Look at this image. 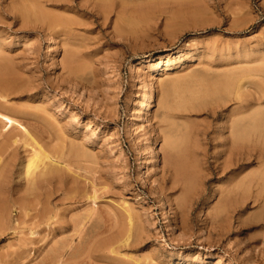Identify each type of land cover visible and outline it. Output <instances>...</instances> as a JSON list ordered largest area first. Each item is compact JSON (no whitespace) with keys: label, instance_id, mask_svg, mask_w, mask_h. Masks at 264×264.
I'll list each match as a JSON object with an SVG mask.
<instances>
[{"label":"rangeland","instance_id":"1","mask_svg":"<svg viewBox=\"0 0 264 264\" xmlns=\"http://www.w3.org/2000/svg\"><path fill=\"white\" fill-rule=\"evenodd\" d=\"M1 1L0 105L63 169L31 191L19 145L0 264H264V0H36L57 34Z\"/></svg>","mask_w":264,"mask_h":264},{"label":"bare ground","instance_id":"2","mask_svg":"<svg viewBox=\"0 0 264 264\" xmlns=\"http://www.w3.org/2000/svg\"><path fill=\"white\" fill-rule=\"evenodd\" d=\"M1 1V0H0ZM8 1H10V4H16V3H18L17 5H19V7H16L17 9V11L19 12V13H21L22 14V16H23V18H24V21H26L27 23H37V22H41V23H43V24H45V25H47V27H48V29L50 30V31H52L53 33H58V32H60V31H58V28H59V30H60V28H66V29H68L67 27H69V26H71L72 24H73V20H70V19H68L67 17H63V16H61L62 15V13L60 14V16H58V15H53V14H50V13H48V12H46V11H43L42 10V4H41V7H38V6H40L39 4H37L36 3V0H8ZM121 1V0H120ZM123 1V0H122ZM134 2V0H131V2ZM137 1V0H136ZM135 1V2H136ZM2 2V1H1ZM3 2L5 3V1L3 0ZM42 2V1H41ZM68 2L69 1H67V0H45V2H44V4L46 3V4H50V5H52V6H54V8L55 7H63V6H65V5H67L68 4ZM123 2H125V1H123ZM127 3H124V4H129L128 3V1H126ZM135 2H134V4H135ZM9 3V2H8ZM8 3H5V4H8ZM2 4V3H1ZM0 4V5H1ZM123 4V5H124ZM139 4V3H138ZM4 5V4H3ZM2 5V6H3ZM7 7H9V6H7ZM13 7V6H12ZM44 7H45V5H44ZM3 8V7H2ZM47 8V7H46ZM64 8H66V7H64ZM4 9V8H3ZM2 9V10H3ZM12 9V8H11ZM15 9V8H14ZM63 9V8H62ZM8 10H10V9H8ZM50 10V9H49ZM54 10V9H53ZM59 10V9H58ZM5 11H7L6 9H5ZM11 11V10H10ZM62 11V10H61ZM7 12H9V11H7ZM50 12V11H49ZM65 12V11H64ZM0 13H2V12H0ZM4 13V12H3ZM16 13V12H15ZM15 13H13V14H15ZM56 13V12H55ZM6 14V13H5ZM4 14V15H5ZM64 14V13H63ZM66 14V13H65ZM106 14V13H105ZM1 15V14H0ZM18 15V14H17ZM16 14H15V17L17 16ZM107 15V14H106ZM20 17V16H19ZM18 17V19L19 20H22V19H20ZM0 18H1V16H0ZM2 18H3V16H2ZM2 24H3V21H2ZM27 25V24H26ZM71 28V27H70ZM62 31V30H61ZM52 32H51V34H52ZM61 33V32H60ZM56 34H54V35H56ZM67 34V33H66ZM49 43H47V46H51L52 44H54V41H53V39H50L49 41H48ZM48 49V48H47ZM49 52H50V50H49ZM52 54V53H51ZM59 53H58V50H57V48L56 49H54V51H53V56L52 57H54L55 59L57 58L56 56L58 55ZM68 58V57H67ZM70 58H71V56H70ZM4 59V58H3ZM0 60H1V57H0ZM1 62H3L2 60L0 61V64L2 65H4V67H5V63H1ZM65 62L67 63V64H70V59H66L65 60ZM75 63V62H74ZM174 63V62H173ZM170 65H172L171 63H169ZM175 64V63H174ZM0 65V74H1V76H2V74L4 73L3 72V69H6L7 70V68H4L3 66H1ZM70 66V65H69ZM7 67V66H6ZM168 67V66H167ZM73 68V67H72ZM76 68V67H75ZM2 69V70H1ZM172 69H173V66H172ZM6 70H5V72H6ZM161 70H163V69H161ZM165 70L166 71H170L171 69H170V67H168V68H165ZM75 71V70H74ZM80 71V70H79ZM160 68L157 66V67H155V70H154V73H153V75H151V85H149L150 87L148 88V90H147V93H145V95L143 96V97H141L140 96V98L142 99L143 98V100H142V104L141 105H143V104H147L148 105V103L149 102H151V99L153 98V95H154V91H153V86H155V85H153V82H154V80H155V78H157L158 76H160ZM165 71V72H166ZM70 72V71H69ZM70 74V73H69ZM169 74H171V73H169ZM4 75V74H3ZM149 80V79H148ZM183 81V80H182ZM240 81V80H239ZM95 82V81H94ZM235 82V81H234ZM157 83V82H156ZM145 83L143 82V88H146V86L144 85ZM237 84H238V81H237ZM174 85V84H173ZM236 84H234V86H235ZM6 86V85H5ZM142 86V85H141ZM239 86V85H238ZM237 86V87H238ZM139 87H140V85H139ZM179 87H181V86H179ZM243 87V86H242ZM175 88H177V87H175ZM229 88H231V87H229ZM239 88V87H238ZM241 89H243V88H241ZM7 90V89H6ZM10 90V89H9ZM143 90V89H142ZM230 90V89H229ZM4 91H5V89H4ZM139 91L140 90H138V93H139ZM146 91V90H145ZM238 91H240V90H238ZM236 93H237V91H235ZM7 93H8V91H7ZM17 93V92H16ZM19 93V92H18ZM170 93V92H169ZM236 93H233V94H236ZM1 94V93H0ZM143 94V93H142ZM238 94V93H237ZM12 95V94H11ZM141 95V94H140ZM173 95V94H172ZM239 95H240V93H239ZM3 96V95H2ZM7 96H9V95H7ZM6 96V97H7ZM165 97V96H164ZM9 98V97H8ZM1 99V98H0ZM241 99V98H240ZM3 100V99H2ZM1 101V100H0ZM7 101H8V99H7ZM239 101H241V100H239ZM238 102V101H237ZM246 102V101H245ZM1 103V102H0ZM250 103V102H249ZM263 103V102H262ZM251 104V103H250ZM3 105V104H2ZM2 105H0V123L2 124V126H1V128H0V196H3V197H5L4 196V193H5V190H3V187H6V185L8 184V182H9V180H11L12 179V177H14L13 176V174H14V170L16 169L15 168V163L17 162V160L19 161V160H21V158L19 157L18 158V148H19V145L20 144H22L25 148L27 147V149L30 151L29 152V154H30V156H29V159H28V161H25L26 162V164L24 165L25 167H24V169H25V171L24 172H21V170L19 171L18 169V172H17V174H18V176H19V178H21L22 176V178H23V180L24 181H26L27 182V184H28V186H27V188L28 189H30L31 191L33 190V188H36L37 186H38V184H39V181L40 180H43V181H45L46 180V177L47 176H50V175H55V173L57 174V173H59V172H57L58 171V169L61 167V165L62 164H60L59 163V158H54L53 156H51L49 153H47L43 148L44 147H41L42 146V143H40L39 141V143L41 144V146L39 145V143L34 139V137L33 136H31L30 135V133L28 132V130L25 128V127H23L22 126V124L20 123V121H18L17 120V117H19V116H15L16 117V119L15 118H13V117H11L12 116V114L11 113H15V112H13V109H11L10 107L8 108H5V107H2ZM16 105V104H15ZM244 105V104H243ZM19 106V105H18ZM149 106V105H148ZM251 105H249V107H250ZM253 106V105H252ZM22 107V106H21ZM150 107V106H149ZM241 107V106H240ZM143 107L141 106V109H142ZM145 108H147V107H144V110H145ZM243 108H244V106H243ZM242 108V109H243ZM235 109V108H234ZM247 109H248V106H247ZM246 110V109H245ZM244 110V111H245ZM17 111V110H16ZM28 111V110H27ZM47 111V110H46ZM247 111V110H246ZM23 112V111H22ZM170 112V111H169ZM235 112H236V110H235ZM248 112V111H247ZM9 113L11 114V116L9 115ZM39 113V112H38ZM49 113V112H48ZM244 113V112H243ZM17 114V113H16ZM19 114H21V111L19 112ZM25 114V113H24ZM31 115V113L28 115V117ZM42 115V114H41ZM27 116V115H26ZM35 116H37V115H35ZM39 116H40V113H39ZM153 116V115H152ZM152 116H151V118H152ZM235 116V115H234ZM22 117V116H21ZM21 117H20V120H21ZM31 117V119H32V116H30ZM33 117H34V114H33ZM45 117V116H44ZM23 118V117H22ZM26 118V117H25ZM25 118H23L24 120H25ZM46 118V117H45ZM149 118H150V116H149ZM170 118V117H169ZM235 118V117H234ZM39 119H41V118H39ZM44 119V118H43ZM243 119V118H242ZM30 120V119H29ZM49 120V119H48ZM48 120H47V122H48ZM26 121V120H25ZM28 121V120H27ZM31 121V120H30ZM35 121V120H34ZM44 121V120H43ZM43 121H41V122H43ZM149 121H151V120H149ZM161 121V120H160ZM39 122V121H38ZM37 122V123H38ZM45 122H46V120H45ZM46 122V124L47 125H45V126H49L48 125V123ZM250 122V121H249ZM23 123V122H22ZM24 124V123H23ZM38 124H41L40 122L38 123ZM238 124H240L241 125V123H238ZM29 125V124H28ZM33 125H36V124H33ZM42 125V124H41ZM53 125V124H52ZM56 125V124H55ZM58 125V124H57ZM239 125V126H240ZM243 125V124H242ZM241 125V126H242ZM32 126V125H31ZM44 126V128L46 129L47 127H45ZM16 127H20V128H22V130H23V136H22V138L21 137H18L17 135H14L13 134V130L16 128ZM35 127V126H34ZM37 127H38V125H37ZM41 127V126H40ZM50 127V129L52 128V126H49ZM161 127V126H160ZM164 127V126H163ZM236 127H238L237 125H236ZM43 128V127H42ZM234 128V127H233ZM249 128V127H248ZM17 129V128H16ZM58 129V128H57ZM257 129V128H256ZM47 130V129H46ZM48 130H49V128H48ZM48 130H47V132H48ZM52 130V129H51ZM54 130V129H53ZM55 130H56V128H55ZM234 130V129H233ZM250 130H253V129H251L250 128ZM43 131V130H42ZM64 130H62V132H63ZM254 131V130H253ZM46 132V131H45ZM61 132V133H62ZM65 132V131H64ZM245 132V131H244ZM255 132V131H254ZM33 133V132H32ZM56 133V132H55ZM54 132L52 133H50V130H49V134H55ZM246 133H247V131H246ZM57 134H58V132H57ZM63 134V133H62ZM243 134V133H242ZM65 135V134H64ZM253 135V134H252ZM38 136V135H37ZM45 136V135H44ZM57 136H59V135H57ZM56 136V137H57ZM72 136V135H71ZM151 137H149L150 139H148V142H147V139H146V143H147V145L148 144H150V143H154L155 141V137H154V135L153 134H151L150 135ZM241 136H243V135H241ZM69 137V136H68ZM240 137V136H239ZM244 137H245V135H244ZM44 139H45V137H43ZM61 138H63L62 136H61ZM70 138V137H69ZM169 138H170V136H169ZM37 139V138H36ZM53 139H55L54 140V142H56V138L55 137H53ZM58 139V138H57ZM60 139V138H59ZM65 139V138H64ZM68 139V138H67ZM239 139V138H238ZM38 140V139H37ZM40 140V139H39ZM74 140H75V138H74ZM247 141V140H246ZM42 142H44V141H42ZM176 142V141H175ZM56 143H59V141L58 142H56ZM56 143H54V146L56 145ZM72 143V142H71ZM53 144V143H52ZM61 144V143H60ZM67 144V143H66ZM235 144V143H234ZM43 145L45 146V143H43ZM49 145V144H48ZM64 145H65V143H64ZM68 145V144H67ZM154 145V144H153ZM53 146V145H52ZM58 146V145H57ZM84 146V145H83ZM21 147V146H20ZM48 147H51V143H50V146H48ZM61 147V146H60ZM171 147V146H170ZM52 148H54L55 149V147H52ZM21 149V148H20ZM51 149V148H50ZM56 149H58L59 150V147L57 148L56 147ZM143 150V149H142ZM142 150H141V152H142ZM27 151V150H26ZM26 151H24V152H26ZM48 151H49V148H48ZM55 151H57V150H55ZM55 151H53V152H55ZM52 152V153H53ZM67 152V151H66ZM156 152V151H155ZM19 153H21V151L19 152ZM62 153V152H61ZM74 154V153H73ZM154 155V154H153ZM62 156V155H61ZM26 157V156H25ZM63 157V156H62ZM61 157V158H62ZM157 156L155 155L154 156V159H157L156 158ZM143 158V157H142ZM152 158H153V156H152ZM63 159H66V158H63ZM26 160V159H25ZM144 159H140V163H139V167H141L140 169H143V168H146V165H145V162L143 161ZM70 161V160H69ZM171 161H173V160H171ZM20 162H22V161H20ZM24 162V161H23ZM75 162V161H74ZM97 162V161H96ZM96 162H95V164H96ZM64 163H65V160H64ZM70 163V162H69ZM84 164H86L85 162H83ZM175 163V162H174ZM91 164V163H90ZM176 164V163H175ZM174 164V165H175ZM20 165V164H19ZM22 166V165H21ZM69 165H67V167H68ZM18 168V167H17ZM72 168V167H71ZM96 168V167H95ZM19 169H20V167H19ZM61 169H63L62 167H61ZM80 170V169H79ZM93 170V169H92ZM91 170V171H92ZM65 171V170H64ZM72 171V170H71ZM95 171V170H94ZM74 172V171H73ZM70 173V172H69ZM72 173V172H71ZM92 173V172H91ZM63 174V173H62ZM88 174H90V173H88ZM95 174V173H94ZM97 174V173H96ZM75 175H77V174H75ZM83 175V174H82ZM15 176H16V174H15ZM57 176V175H56ZM92 176V175H91ZM95 177V176H94ZM97 178V177H96ZM100 178V177H99ZM17 179V178H16ZM77 179V178H76ZM83 179H85V178H83ZM95 179V178H94ZM22 180V181H23ZM98 180V179H97ZM14 181V180H13ZM21 181V180H20ZM21 181V182H22ZM49 181V180H48ZM89 181V180H88ZM48 184V183H47ZM92 184V183H91ZM17 184H15V186H16ZM20 185V184H19ZM22 185V184H21ZM24 185V184H23ZM93 185V184H92ZM18 186V185H17ZM104 186V185H103ZM101 187V186H100ZM11 188H12V186H11ZM17 188H19V187H17ZM16 188V189H17ZM93 188V187H92ZM13 189V188H12ZM18 190H20V189H18ZM43 190H44V188H43ZM2 191H4V193L2 192ZM13 191H14V189H13ZM22 191V190H21ZM11 192V191H10ZM17 192V191H16ZM99 192H100V190H99ZM93 194V193H92ZM9 195H11V193L9 194ZM30 195V194H29ZM28 195V196H29ZM15 196V195H14ZM10 197V196H9ZM19 197V196H18ZM90 197H91V195H90ZM97 197H99V196H97ZM20 198V197H19ZM26 198H28V197H26ZM32 198V197H31ZM21 199V198H20ZM19 199V200H20ZM25 199V198H24ZM40 199H42V198H40ZM48 199V198H47ZM96 195H93L91 198H90V200H92L94 203H95V201H96ZM50 200V199H49ZM17 201V200H16ZM98 201V200H97ZM96 201V202H97ZM208 202V201H207ZM92 204V203H91ZM90 204V205H91ZM21 205V204H20ZM45 204H43V206H44ZM51 205V204H50ZM92 205H94V204H92ZM23 206V205H22ZM205 207V206H204ZM203 207V208H204ZM25 208H26V206H25ZM48 208V207H47ZM92 208V207H91ZM21 209V208H20ZM49 209V208H48ZM127 209V208H126ZM21 210H23V209H21ZM20 210V211H21ZM27 210V209H26ZM128 211H126V212H129V209H127ZM207 210V209H206ZM45 211V210H44ZM91 212H92V210H90ZM125 211V210H124ZM51 212V211H50ZM168 212V211H167ZM25 213V212H24ZM45 213V212H44ZM203 213V212H202ZM201 213V214H202ZM27 214V213H26ZM41 214H42V212H41ZM46 214V213H45ZM92 214H93V212H92ZM133 214V213H132ZM135 214V213H134ZM128 215V214H127ZM39 216H40V214H39ZM38 216V217H39ZM165 216V217H164ZM163 216V222H165V223H167L168 225H169V231H171V232H174V230H175V228H174V226L171 224V220H170V218H169V215L166 213L165 215ZM37 217V216H36ZM88 217V216H87ZM87 217H86V219H87ZM132 217V216H131ZM41 218H42V216H41ZM50 218V217H49ZM132 219V218H131ZM133 219H134V217H133ZM8 220V219H7ZM36 220V219H35ZM39 220V219H38ZM128 220V219H127ZM6 222V221H5ZM41 222V221H40ZM90 222V221H89ZM129 223H130V221H129ZM85 224V223H84ZM87 224V223H86ZM164 224V223H163ZM167 224H165V225H167ZM2 225V224H1ZM4 225H6L5 223H4ZM11 225V224H10ZM42 225V224H41ZM40 225V226H41ZM129 225V224H128ZM40 226H38L37 225V227H40ZM85 226V225H84ZM130 226V225H129ZM6 227V226H5ZM132 227V226H131ZM3 227H1V229H2ZM4 229V228H3ZM2 229V230H3ZM79 229V228H78ZM243 229V227L242 226H240L239 227V231L238 232H240L241 230ZM35 230V229H34ZM32 232V231H31ZM82 232V231H81ZM81 232H80V234H81ZM122 232V231H121ZM3 233V232H2ZM35 233V232H34ZM242 233V232H241ZM38 234V233H37ZM119 234H120V232H119ZM125 234V233H124ZM239 234V233H238ZM31 236H32V234H31ZM241 236V235H240ZM128 238V237H127ZM127 238L125 239V240H123L122 242H126L127 241ZM67 241V240H66ZM121 242V243H122ZM117 244L118 243H120V242H116ZM71 244V243H70ZM116 244V245H117ZM108 245H110V244H108ZM108 245H106V246H108ZM111 246H113V244L111 245ZM114 246H115V244H114ZM114 246H113V248H114ZM104 247V246H103ZM71 249H72V246L70 245L69 247H68V251H66V252H61L60 254H57V256H55V257H52L51 259H50V264H65V258L66 259H68V258H71V257H73L74 256V253H71L70 251H71ZM91 249V248H90ZM103 249V248H102ZM112 250V249H111ZM113 251V250H112ZM26 253V252H25ZM120 253V252H119ZM89 254V253H88ZM111 255H112V253H111ZM67 256V257H66ZM90 258H91V256H90ZM69 260V259H68Z\"/></svg>","mask_w":264,"mask_h":264}]
</instances>
